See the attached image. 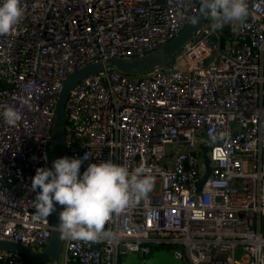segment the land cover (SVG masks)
<instances>
[{"label":"built area","instance_id":"built-area-1","mask_svg":"<svg viewBox=\"0 0 264 264\" xmlns=\"http://www.w3.org/2000/svg\"><path fill=\"white\" fill-rule=\"evenodd\" d=\"M245 3L244 19L214 28L207 16L172 59L146 74L108 70L72 88L65 151L70 158L91 154L81 174L111 160L146 168L154 183L147 198L110 216L112 238H64L62 264H123L131 254L143 259L158 250L183 264H264V0ZM199 6L20 0L19 23L0 35V241L36 252L51 236V215L34 217L30 186L37 168H51L63 83L90 64L154 52ZM9 107L21 117L15 125L3 119ZM205 156L211 172L199 189ZM0 264L36 263L0 251Z\"/></svg>","mask_w":264,"mask_h":264},{"label":"clouds","instance_id":"clouds-1","mask_svg":"<svg viewBox=\"0 0 264 264\" xmlns=\"http://www.w3.org/2000/svg\"><path fill=\"white\" fill-rule=\"evenodd\" d=\"M200 5L201 11L215 21L214 28L239 22L247 16L245 0H200ZM22 15L20 0H2L0 35L10 34ZM192 22L197 23L198 17ZM2 116L9 125L21 119L11 107ZM90 155L58 158L51 168H37L32 178L30 189L36 193L34 217L47 219L56 211L57 204L63 206L58 225L63 238L85 242L112 238L113 233L105 230L110 216L147 198L153 190V177L142 166L129 170L108 160L89 164L81 174L83 160Z\"/></svg>","mask_w":264,"mask_h":264},{"label":"water","instance_id":"water-1","mask_svg":"<svg viewBox=\"0 0 264 264\" xmlns=\"http://www.w3.org/2000/svg\"><path fill=\"white\" fill-rule=\"evenodd\" d=\"M198 22H191L176 38L155 50L154 52L133 59L110 58L103 62L90 64L71 75L62 85L58 94L54 109V117L51 125L49 141V160L52 167L53 161L66 156L65 151V103L72 88L82 79L103 71H117L126 76H140L153 70L155 67L162 65L174 57L192 35L204 24L207 15L201 11L199 6ZM214 42V41H213ZM209 62V60L207 61ZM205 174L199 182L198 188L201 189L210 175L211 169L209 160L204 157ZM63 206L56 205V211L51 215V225L53 230L51 236L39 253L16 243L0 241V251H13L23 255L26 260L36 264H58L59 255L63 246L64 238L58 230L59 213ZM123 264H183L166 250H158L148 258H139L136 254H131L124 259Z\"/></svg>","mask_w":264,"mask_h":264},{"label":"rangeland","instance_id":"rangeland-1","mask_svg":"<svg viewBox=\"0 0 264 264\" xmlns=\"http://www.w3.org/2000/svg\"><path fill=\"white\" fill-rule=\"evenodd\" d=\"M262 232L264 233V218L262 220ZM36 252H40L41 249H35ZM58 264H62V254L59 255Z\"/></svg>","mask_w":264,"mask_h":264}]
</instances>
